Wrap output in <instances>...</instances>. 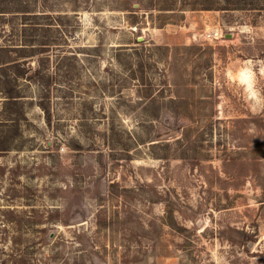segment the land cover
<instances>
[{
    "label": "rangeland",
    "instance_id": "obj_1",
    "mask_svg": "<svg viewBox=\"0 0 264 264\" xmlns=\"http://www.w3.org/2000/svg\"><path fill=\"white\" fill-rule=\"evenodd\" d=\"M202 1L0 0V264H264V0Z\"/></svg>",
    "mask_w": 264,
    "mask_h": 264
},
{
    "label": "trees",
    "instance_id": "obj_2",
    "mask_svg": "<svg viewBox=\"0 0 264 264\" xmlns=\"http://www.w3.org/2000/svg\"><path fill=\"white\" fill-rule=\"evenodd\" d=\"M212 2H213L212 0H203L201 5L194 3L192 6H189V7H193V8L203 7L205 9H212V8H215V5ZM6 63H9V62H5V64ZM13 63L14 62L9 63L8 66H11V64H13ZM14 90H10L9 92L4 93L5 97L7 98V101L5 103L6 105H8L12 102L18 101V99L21 97L19 91H14Z\"/></svg>",
    "mask_w": 264,
    "mask_h": 264
}]
</instances>
